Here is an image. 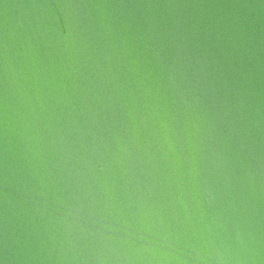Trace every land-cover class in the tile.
<instances>
[{"label": "water", "instance_id": "obj_1", "mask_svg": "<svg viewBox=\"0 0 264 264\" xmlns=\"http://www.w3.org/2000/svg\"><path fill=\"white\" fill-rule=\"evenodd\" d=\"M0 264H264V0H0Z\"/></svg>", "mask_w": 264, "mask_h": 264}]
</instances>
